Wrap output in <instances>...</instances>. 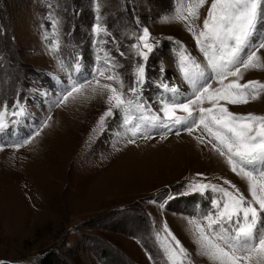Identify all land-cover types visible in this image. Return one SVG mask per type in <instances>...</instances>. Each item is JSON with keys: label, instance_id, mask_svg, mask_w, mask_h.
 <instances>
[{"label": "rangeland", "instance_id": "1", "mask_svg": "<svg viewBox=\"0 0 264 264\" xmlns=\"http://www.w3.org/2000/svg\"><path fill=\"white\" fill-rule=\"evenodd\" d=\"M185 3L0 0V112L8 105L0 131V261L41 264L51 257L54 264H170L162 244L171 233L187 250L183 264H212L195 222L207 223L201 217L214 211L219 194L191 192L188 186L211 183L234 191L230 181L246 199L251 196L248 182L226 159L196 139H210L203 126L189 133L178 125L164 139L162 127L153 129L148 138L137 135L134 144L131 125L123 126L119 110L113 108L114 117L101 126L112 107L111 93L97 79L131 98L128 90L141 63L132 46L144 27L157 46L147 61L146 107L158 112L161 95L171 97L158 87L161 81L179 86L181 101L191 94L177 65L181 45L202 65L206 61L187 22L177 18ZM210 3L193 21L197 30ZM97 16L105 29L99 35L93 31ZM258 55L264 58V49ZM97 68L104 75L93 79ZM242 73L241 84L264 83V68ZM86 80L91 83L81 93L60 103L73 82ZM17 102L23 116L12 115L19 113ZM226 106L234 113L264 115V90L247 104ZM24 139L30 142L15 147Z\"/></svg>", "mask_w": 264, "mask_h": 264}, {"label": "snow or ice", "instance_id": "2", "mask_svg": "<svg viewBox=\"0 0 264 264\" xmlns=\"http://www.w3.org/2000/svg\"><path fill=\"white\" fill-rule=\"evenodd\" d=\"M207 3L208 0H186L177 16L187 22V30L206 61L202 65L181 45L177 65L183 80L191 86V94L181 101L178 98L183 94L179 86L161 81L158 87L171 97L161 95L157 101L158 112L150 105L146 107L147 101H142V95L147 83V61L157 46L149 42L151 34L144 27L132 46L141 63L135 68L133 85L128 90L131 98H126L123 91H117L110 84L99 85L97 79V85L111 93L107 100L112 107L101 117V126L106 117H114L113 108L122 113L123 126L131 125L128 128L132 137L129 143L133 144L137 135L148 138L153 129L162 127L161 139H164L178 125L189 133L203 126L210 139L205 141L199 136L196 139L202 144H210L226 159L231 171L248 182L251 199H246L230 181L226 183L234 191L211 183L190 184L191 192L211 190L219 194V199L212 201L214 211L201 217L206 224L192 220L189 223L195 222L203 254L212 264H264V115L234 113L226 106V103L247 104L264 90V83L260 81L239 83L243 78L242 70L264 68V58L258 55L264 49V0H211L203 27L197 30L193 21L200 18L199 10ZM56 25L57 21H53L51 27L55 29ZM93 31L96 35L105 31L99 16ZM119 55L123 57L124 54ZM163 71L161 69V73ZM97 73L103 76L104 69L97 68L93 79ZM229 77L233 79L229 80ZM107 79L115 77L108 76ZM214 82L219 86L213 87ZM90 83V80L73 82L60 103L66 102L74 93H81ZM120 83L123 88V81ZM92 91L95 93L97 88L93 87ZM206 102L209 107L204 106ZM14 108L20 110L19 113L13 111V116L24 115V108L18 102ZM7 109L5 103L4 112H0V131L5 129L3 117ZM178 111L185 115H177ZM131 112L139 115L133 117ZM176 134L179 135V129ZM35 135H39L38 130ZM29 142L24 139L15 147ZM162 248L170 264H183L187 250L175 235L165 236Z\"/></svg>", "mask_w": 264, "mask_h": 264}, {"label": "trees", "instance_id": "3", "mask_svg": "<svg viewBox=\"0 0 264 264\" xmlns=\"http://www.w3.org/2000/svg\"><path fill=\"white\" fill-rule=\"evenodd\" d=\"M0 264H16V263L6 260V261H0ZM41 264H54V261L52 260L51 257H46L41 260Z\"/></svg>", "mask_w": 264, "mask_h": 264}, {"label": "bare ground", "instance_id": "4", "mask_svg": "<svg viewBox=\"0 0 264 264\" xmlns=\"http://www.w3.org/2000/svg\"><path fill=\"white\" fill-rule=\"evenodd\" d=\"M213 151V150H212ZM218 157V156H217ZM242 181H244L243 183H246L245 181L246 180H244L243 178L241 179ZM245 185V188L247 189V186H248V184H244Z\"/></svg>", "mask_w": 264, "mask_h": 264}, {"label": "crops", "instance_id": "5", "mask_svg": "<svg viewBox=\"0 0 264 264\" xmlns=\"http://www.w3.org/2000/svg\"><path fill=\"white\" fill-rule=\"evenodd\" d=\"M223 166L221 165L220 168H222Z\"/></svg>", "mask_w": 264, "mask_h": 264}]
</instances>
